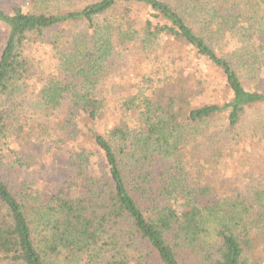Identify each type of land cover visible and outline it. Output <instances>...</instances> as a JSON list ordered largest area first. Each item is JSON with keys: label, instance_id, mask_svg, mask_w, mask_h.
I'll list each match as a JSON object with an SVG mask.
<instances>
[{"label": "trees", "instance_id": "1", "mask_svg": "<svg viewBox=\"0 0 264 264\" xmlns=\"http://www.w3.org/2000/svg\"><path fill=\"white\" fill-rule=\"evenodd\" d=\"M6 1L0 264H264V0Z\"/></svg>", "mask_w": 264, "mask_h": 264}, {"label": "rangeland", "instance_id": "2", "mask_svg": "<svg viewBox=\"0 0 264 264\" xmlns=\"http://www.w3.org/2000/svg\"><path fill=\"white\" fill-rule=\"evenodd\" d=\"M2 2H5V4H10V3H12L11 1H6V0H3V1H1L0 0V3H2ZM14 2V1H13ZM19 2V4L20 5H24L25 7H30L31 6V2H32V0H19L18 1ZM53 167V166H52ZM26 177H37V176H32V175H29L28 173L26 174Z\"/></svg>", "mask_w": 264, "mask_h": 264}]
</instances>
